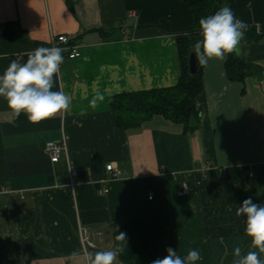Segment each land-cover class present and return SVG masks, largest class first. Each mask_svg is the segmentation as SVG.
<instances>
[{"label":"crops","instance_id":"crops-1","mask_svg":"<svg viewBox=\"0 0 264 264\" xmlns=\"http://www.w3.org/2000/svg\"><path fill=\"white\" fill-rule=\"evenodd\" d=\"M233 1L239 20L264 25V0ZM7 22L20 39L0 35V54H8L0 75L51 36L67 35L80 54L64 52L54 77L53 91L72 97L70 113L33 124L23 113L14 118L0 97V264H81L74 252L114 246L113 232L130 217L142 222L148 264L169 247L181 257L198 250L196 264H232L236 246L248 250L246 218L235 213L248 198L264 204V36L243 42V82L226 77L224 62L202 67L200 123L183 133L161 116L117 128L110 100L176 83L174 36L191 29L186 3L0 0V25ZM97 93L103 100L93 107ZM49 140L65 144L56 162L44 149ZM184 183L189 191L180 194ZM85 232L93 246L84 249Z\"/></svg>","mask_w":264,"mask_h":264},{"label":"clouds","instance_id":"clouds-1","mask_svg":"<svg viewBox=\"0 0 264 264\" xmlns=\"http://www.w3.org/2000/svg\"><path fill=\"white\" fill-rule=\"evenodd\" d=\"M248 25L239 20L228 6L221 7L214 14L199 20L201 39L193 45V52L200 67H207L210 60L225 62L229 55L239 54L240 44ZM67 49L61 47H37L26 53L24 62L13 60L0 75V97L18 118L23 113L30 123L70 113L72 97L63 91H53L54 77L60 74ZM7 53L0 54L6 59ZM103 96L97 93L91 101L93 107ZM235 215L245 217V235L250 245L245 252L240 246L233 250L232 264H264V204L245 199L237 207ZM115 246L106 250L74 252L81 264H122L119 256L124 252L126 233L115 235ZM167 255L155 259L151 264H196L201 259L200 252L191 249L181 257L176 249H166Z\"/></svg>","mask_w":264,"mask_h":264},{"label":"trees","instance_id":"trees-1","mask_svg":"<svg viewBox=\"0 0 264 264\" xmlns=\"http://www.w3.org/2000/svg\"><path fill=\"white\" fill-rule=\"evenodd\" d=\"M181 1L188 6L191 29L174 36L180 63V75L176 83L168 87L113 95L110 108L117 128H138L153 116H161L172 123L180 124L183 133L192 132L199 126L200 110L196 105V97L202 90V67L196 61L197 71L190 74L187 69V56L193 51L195 42L201 39L199 20L224 6L230 7L236 15V4L233 0ZM260 29V33H257L254 25H248L242 42L260 39L264 36V25ZM19 30L15 22L0 25V35L14 41L20 39L17 34ZM249 69V63L244 58H238L236 54L229 55L224 62V73L231 81L243 82ZM120 232L126 233L127 246L119 259L125 264H148V250L140 218L130 217L120 222L112 235L114 246L118 243L115 235Z\"/></svg>","mask_w":264,"mask_h":264},{"label":"built area","instance_id":"built-area-1","mask_svg":"<svg viewBox=\"0 0 264 264\" xmlns=\"http://www.w3.org/2000/svg\"><path fill=\"white\" fill-rule=\"evenodd\" d=\"M256 28V32L260 33L261 29H260V25H255ZM69 37L65 34H59L56 36H51L50 39V43L48 45V47H61V48H65L67 49L66 51V57L67 58H73L78 56L80 53L79 51L76 49V47L74 45L70 44L69 41ZM65 148V144L64 142H60V141H53V140H49L45 143V152L48 154L50 161L52 162H56L58 161V159L61 156L62 151ZM105 169L107 172H109L111 174V176L115 177L118 175L119 171L118 169L115 167V165L113 163H107L105 165ZM76 176V170L74 168H70L68 171V179H69V184L71 186L74 185V179ZM107 191L106 188L102 187L100 188L99 192L101 193H105ZM189 191L188 186L184 183L182 185V188L180 189L179 193L180 194H185ZM152 197L151 193L148 194V198L150 199ZM82 244L84 249L86 247H91L93 246L92 242H90L87 238V233L85 232V234L82 236Z\"/></svg>","mask_w":264,"mask_h":264},{"label":"water","instance_id":"water-1","mask_svg":"<svg viewBox=\"0 0 264 264\" xmlns=\"http://www.w3.org/2000/svg\"><path fill=\"white\" fill-rule=\"evenodd\" d=\"M236 56L240 59L244 58V44L242 41L240 44L239 54H236ZM187 69L190 74H195L197 71L196 59L193 51H191L187 56Z\"/></svg>","mask_w":264,"mask_h":264}]
</instances>
